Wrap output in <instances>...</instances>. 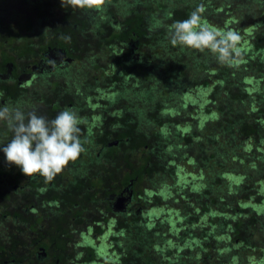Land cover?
<instances>
[{
    "label": "trees",
    "instance_id": "16d2710c",
    "mask_svg": "<svg viewBox=\"0 0 264 264\" xmlns=\"http://www.w3.org/2000/svg\"><path fill=\"white\" fill-rule=\"evenodd\" d=\"M24 1L29 5L22 13L6 7L12 19L22 14L8 27L19 38L37 41L42 52L62 49L81 62L71 76L77 90L68 80L60 83L61 76H70V65L55 72L56 85L43 84L42 101L52 105L44 89L49 96L47 88L58 86L68 87L65 95L72 93L70 102L79 103L78 93L84 100L94 90L95 70L102 68L103 84L107 71L116 72L110 103L120 119L113 131L106 125L99 140L83 135L81 141L94 151L90 158L103 148L100 158L106 161L102 173L84 170L91 171L92 190L102 195L91 198L121 194L129 185L134 191L135 207L113 218L121 264H248L256 258L264 249V198H258L264 190V0H103L92 9L63 6L61 0ZM201 3L203 24L241 35V56L232 66L219 63L210 50L170 43L169 26ZM5 18L0 24L11 23ZM7 37L0 32V39ZM14 91L20 93L11 107L34 103V90ZM190 91L193 101L185 99ZM58 108H48V117L55 118ZM85 154L72 163L84 161ZM196 166L204 168L195 179ZM58 197L64 199L62 193ZM79 201L70 206L75 214L84 208ZM146 204L154 209L138 213ZM55 222L50 239L63 247L74 237L71 221ZM47 228L46 222L43 236ZM88 249L93 259L95 250Z\"/></svg>",
    "mask_w": 264,
    "mask_h": 264
},
{
    "label": "flooded vegetation",
    "instance_id": "af4514ba",
    "mask_svg": "<svg viewBox=\"0 0 264 264\" xmlns=\"http://www.w3.org/2000/svg\"><path fill=\"white\" fill-rule=\"evenodd\" d=\"M8 26L12 25L10 23L0 24V32L3 36H8L7 39H0V106H10L15 94L20 93L14 90L21 89V87L26 88V84H35L34 82L38 79L39 84H35L32 88L35 91L34 103L26 102L24 107H16L25 112L35 110L38 115L49 120L53 118L48 117V108L52 109L53 104L59 106L56 109V115L66 108L77 110L78 115L84 121L80 125L84 130V133H81L82 139L84 135V138L88 136L99 140L102 132L105 133L106 125L109 131H113L112 125L104 123V117L110 116V114H106V110L90 111L88 109L90 104L84 105L81 93L77 95V98L80 99L79 103L70 102L75 97L72 93L70 97L65 95V90L68 87L65 90L61 87L60 91L58 86L53 89L48 87L49 96L46 95L48 92L44 89L45 97L52 98L51 103L53 104L42 101L44 86L42 78L48 76L49 80L56 85L58 75L55 72L70 67V65H73V68L69 81L72 83L73 89L77 90L72 77H74V72L80 62L77 61L76 64L75 60L67 56L62 49L50 48L42 52L37 41L19 38L16 30L10 29ZM14 34L16 36L12 38ZM26 43H28L29 49L25 50ZM51 59L57 62L55 66L49 65ZM33 79H35L34 82ZM5 86L10 89H4ZM10 90L14 94H10ZM86 97L88 96H85L84 99ZM115 110L118 109L115 108ZM111 114L113 115V113ZM2 124H4V128L0 131V146L6 145L13 135L6 122H2ZM94 130L96 133L92 136ZM114 142H118V140L110 141L109 146L115 145L111 144ZM102 152L103 148L95 154V157L90 158L89 156L94 151L86 149L83 152L86 153L85 160L82 161L84 164L69 162L62 172L49 181L40 174L23 175L19 168L6 162L3 152L0 151V264H95L101 258V254L97 253L101 249V245L95 241L101 237H111L113 232H118V224L116 225L113 218L119 219L121 214L128 211L135 201L134 191L130 185L122 191L125 195L112 193L103 199L90 197L102 195L94 191V188L92 190L91 186L95 187V185L92 184L88 176L91 171L85 175L84 170L93 167L95 170L100 169L102 173L104 169L102 166L106 167V161L102 162L103 160L100 158ZM87 164L89 165L86 166ZM95 172L92 171V173ZM99 176L101 175L98 174L97 177ZM60 193L64 199L58 197ZM124 198L125 201H123ZM74 199L77 201L83 199L82 204L80 201L78 202V205L84 206L82 213L79 210L75 214L74 210L70 208ZM144 202H149V200ZM135 205L136 202L132 206L135 207ZM150 207L146 204L145 208L142 207L138 210V213L146 212ZM60 218L64 221H71L69 235L74 236L68 238L63 247L57 246L50 239L55 234L54 227H57L55 221ZM46 222L48 228L43 236L41 227ZM33 225L40 227L35 229ZM44 243L46 246H43ZM90 246L95 250L93 259H91L93 254L88 249Z\"/></svg>",
    "mask_w": 264,
    "mask_h": 264
},
{
    "label": "clouds",
    "instance_id": "9594fccd",
    "mask_svg": "<svg viewBox=\"0 0 264 264\" xmlns=\"http://www.w3.org/2000/svg\"><path fill=\"white\" fill-rule=\"evenodd\" d=\"M80 9H92L103 0H61ZM203 3L197 5L187 19L173 22L168 37L173 46L181 45L200 51L210 50L221 64L232 66L241 56L238 44L241 35L236 30L218 31L202 23ZM57 62L49 61L50 66ZM0 122H6L13 133L11 140L0 146L6 162L25 176L40 174L52 180L69 162L76 161L86 149L81 141L84 122L76 111L66 108L49 120L35 110L25 112L9 105L0 106Z\"/></svg>",
    "mask_w": 264,
    "mask_h": 264
},
{
    "label": "rangeland",
    "instance_id": "374dc122",
    "mask_svg": "<svg viewBox=\"0 0 264 264\" xmlns=\"http://www.w3.org/2000/svg\"><path fill=\"white\" fill-rule=\"evenodd\" d=\"M32 1H34V0H32ZM27 5H29V4L24 0H19V1H16V0H0V17L5 16L6 21H7V19H10V22H11L10 24L16 25V24H18V20L22 19V14L16 15L15 18L12 19L9 17V15H10L9 11L10 10L7 9L6 7H13L12 8L13 11L18 10L20 13H22L25 11ZM5 23H7V22H5ZM98 49L101 50L103 54H106V50L104 48L103 49L98 48ZM82 61H83V59H82ZM79 65H81V62L79 63ZM107 72L109 75L106 74L105 79H107L108 76L110 77L106 81L107 84L102 83V68L95 70V72L92 73V76L97 78L95 84L93 85L94 90L91 91L90 92L91 95L86 97L83 101L85 103L84 105L90 104V107L88 108L90 111L99 110V109L106 110V114L107 115L110 114V116H108V119H107V124L113 126V124L116 123L115 122L116 119L119 120L120 118L118 116V110H115L116 107L111 105L112 103H110V99H112L111 96H112V94H114L115 89L118 88V85L113 86V83L115 81H117L116 80V72H114L112 70L107 71ZM60 78H61L60 83L62 85H66V81L67 80L69 81V77L64 76V77H60ZM49 79L50 78L48 76H44L42 78L43 84L46 83V81ZM34 81H35V79H33V82ZM34 83L39 84L38 79H36V81ZM35 84H26L25 89L27 91L32 90V88L34 87ZM190 92H187L185 94V99L188 101H193V99L190 97H192V95L194 93L192 91H190ZM196 101L194 102L195 106H197L199 109H202L201 106H198ZM85 112H86V110H85ZM93 113H95V112H93ZM111 113H113V115ZM188 119H190V117ZM111 144H113V143H111ZM263 146H264V144H263ZM191 165H192V163H191ZM200 167H203V166H200ZM200 167L196 166L197 170L195 173V179H196V177L198 178L200 176V175L198 176V173H200V170H199ZM203 168H200V169H203ZM187 177H189V175H187ZM258 198L260 200L264 198V190H261V195H258ZM151 209L153 210L154 208L150 207L149 210H147L145 213H147ZM160 214L162 215V213H160ZM198 219H199L201 224L205 221V218H202L201 216ZM113 239L114 238H112V236L108 237V238L101 237L97 241H95L96 243L101 245L100 248L102 249L101 258H99L97 260V262H96L97 264H121V261H119V253L120 252L118 249H116V244H115ZM92 243H94V242H92ZM116 251H118L119 253H115ZM235 253H236V251H235ZM259 253L260 254L256 258L250 259L248 264H264V249ZM249 255H250V253H249ZM173 258L176 259V257H173ZM257 260H260L261 262H258Z\"/></svg>",
    "mask_w": 264,
    "mask_h": 264
},
{
    "label": "water",
    "instance_id": "95a60500",
    "mask_svg": "<svg viewBox=\"0 0 264 264\" xmlns=\"http://www.w3.org/2000/svg\"><path fill=\"white\" fill-rule=\"evenodd\" d=\"M113 144L117 145V144H118V142H114ZM123 201H125V198L123 199Z\"/></svg>",
    "mask_w": 264,
    "mask_h": 264
}]
</instances>
